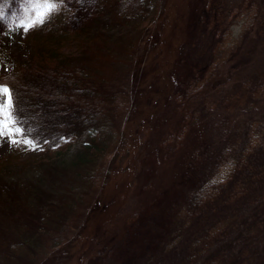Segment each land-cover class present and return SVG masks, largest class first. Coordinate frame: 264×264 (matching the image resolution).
<instances>
[{"label":"rangeland","instance_id":"1","mask_svg":"<svg viewBox=\"0 0 264 264\" xmlns=\"http://www.w3.org/2000/svg\"><path fill=\"white\" fill-rule=\"evenodd\" d=\"M236 1L65 0L28 31L19 26L28 22L21 19L26 0L4 4L0 76L36 46L55 47L48 27L66 10L65 25L79 33L60 40L57 49L124 87L119 112L107 113L98 129L110 126L114 143L85 165L66 161L87 132L47 154L38 145L0 139V166L44 162L14 171V180L1 187L17 197L39 175L40 187L49 191L42 196L51 201L52 224L64 220L57 201L85 187L86 201L68 220L70 233L44 264H190L197 257L190 249L201 244L193 264H264V12L234 17L221 35L217 17ZM249 17L251 29L239 34ZM257 78L263 83L253 89ZM13 137L31 140L20 132ZM216 159L221 174L203 183L213 196L189 207L190 191ZM20 214L33 225L44 219L24 209ZM103 227L107 233L100 235ZM95 233L98 249L84 261Z\"/></svg>","mask_w":264,"mask_h":264},{"label":"trees","instance_id":"2","mask_svg":"<svg viewBox=\"0 0 264 264\" xmlns=\"http://www.w3.org/2000/svg\"><path fill=\"white\" fill-rule=\"evenodd\" d=\"M256 1L258 0H237L230 4L227 11H224L226 15L217 17L219 33L223 35L232 19L242 13L251 16V13L257 9L259 15L264 12V0H261L257 8H251ZM64 12L66 10H60L59 19L48 27L49 37L52 38L55 47L43 44L36 46L25 60L15 64L10 74L0 76V82L10 87L15 94L18 115L22 122L20 127L24 129L20 135L30 138L35 145L41 146V154H47L69 138L80 139L84 133L89 134L88 139L80 141V144L74 147L76 156L66 161L68 165L73 166L82 165L92 154L101 155L104 150L112 147L114 143L112 128L106 126L102 130L98 129L100 124L106 121L107 113L114 115L119 112L121 102L124 101V98L122 99L124 87L123 83L116 79L96 76L87 65L82 64V61L57 49L60 40H67L72 37L71 35L79 33L71 30L68 24L65 25L67 21L63 17ZM260 16L264 17V15ZM250 18L252 17L243 24L239 34H246L249 30ZM251 27L252 25L250 29ZM80 30L84 32L86 29L82 27ZM219 36L217 37L220 39L221 36ZM208 64H206L207 67ZM214 66L215 63H213V69ZM213 72L216 73V71ZM262 83V79L257 78L251 88L256 89ZM93 128L97 129V136L90 133ZM94 146L98 147V151L92 150ZM81 147L83 148L80 149ZM223 152L224 149H221V155ZM217 159L206 165L205 168L208 167V171L206 170L207 172L201 176L200 186L190 191L189 207L193 203L200 206L204 204V197L209 200L213 196V194L207 195L208 192H212L203 183L205 179L218 175L217 172L221 174L218 169L221 160L218 162ZM43 164L44 162L40 159L38 162H8L0 166V264H44L50 253L58 249L57 246L60 243L65 242V235L70 233V230L66 228L69 218L79 210L81 203L86 201L85 187L83 191L77 190V187V191L70 194L71 196H64L67 199L57 201L61 205L58 209H61L60 214L64 216V220H58L57 223L52 224L47 219L52 215L48 214L52 208L51 201L42 196L49 191L46 192L40 187L43 179L39 178V175H35L36 178L33 180L32 178L27 180L28 175L24 172L22 177L27 180L26 186L30 189L22 187L17 197L12 192L7 193L8 189L1 187L6 182L14 180L10 178L14 171L21 168L22 170L19 171H28L33 167L39 169ZM31 172L33 173L32 170ZM17 182L20 183V181ZM2 197L9 203L2 200ZM25 206L30 207V213L24 208ZM21 209L26 210L28 214H33L35 218L38 216L44 219L33 225L28 220L30 218L28 215L22 217ZM83 226L76 234L82 232ZM107 230V227L99 229L100 235L106 234ZM94 235H97L95 240L90 236L82 252L84 261L88 258V253L93 255L95 249H98L99 234ZM190 252L197 256L195 260L201 257L202 244L196 245L195 248L190 249ZM205 255L207 258H213L210 257L213 256L211 253ZM149 256L146 257L147 261L152 259ZM195 260L190 264H193Z\"/></svg>","mask_w":264,"mask_h":264},{"label":"snow or ice","instance_id":"3","mask_svg":"<svg viewBox=\"0 0 264 264\" xmlns=\"http://www.w3.org/2000/svg\"><path fill=\"white\" fill-rule=\"evenodd\" d=\"M7 2L8 0H0V19L4 17V4ZM64 2L65 0H26V15L22 16L21 19H26L28 22L19 26L24 31H28L43 24L53 12L59 10L60 5ZM21 123L13 90L0 82V139L7 138L9 143H24L35 149L36 145L32 140L24 139L20 141L13 137L14 133L24 131L20 127Z\"/></svg>","mask_w":264,"mask_h":264}]
</instances>
